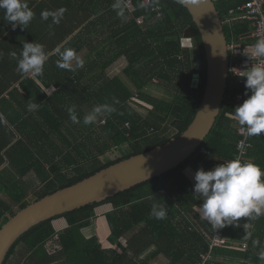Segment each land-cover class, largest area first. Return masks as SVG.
<instances>
[{"label": "trees", "instance_id": "1", "mask_svg": "<svg viewBox=\"0 0 264 264\" xmlns=\"http://www.w3.org/2000/svg\"><path fill=\"white\" fill-rule=\"evenodd\" d=\"M101 1L82 0V4L87 11L97 13ZM131 1L132 13L125 0H115L101 13V24L109 34L108 43L99 53L106 57L103 63L90 61L82 74L61 85L49 102L41 87L31 82L38 100L36 131L14 142L3 155L0 150V168L8 162L20 176V183L13 178L6 182V173L0 174V228L31 202L120 160L165 144L184 132L195 118L203 89L197 92L193 87L190 50L182 44L187 28L193 29L200 42L199 63L204 72L206 56L191 13L177 0H151L164 8L163 17L156 18L155 12L142 5L143 0ZM241 2L216 0L215 4L225 20L230 17L229 10ZM139 16H144L146 23L138 24ZM224 28L228 43L241 45L238 54L230 53L232 61L243 62L247 58L244 50L252 42L247 38L251 23L235 20L232 26L225 24ZM121 58L127 61L123 76L131 86L120 75H105L109 66ZM99 66L101 82L83 83L86 73ZM155 79L169 95L156 96L147 90L155 85ZM174 85L175 91H170ZM243 89V85L229 77L215 125L200 147L178 167L101 202L41 222L19 238L4 264H9L19 252L18 264H152L162 257L163 264H199L201 253L209 250L202 230L213 228L199 214L202 201L193 193L195 180L187 168L210 170L233 156L239 140V123L234 116L239 104L235 95ZM135 91L143 103L152 106L144 114L135 106L142 104L133 101ZM105 104L115 111L98 116L90 124L83 123L94 107ZM69 108L74 109L78 122L72 121ZM251 139L253 147L247 161L264 170V133ZM113 152L119 154L108 156ZM30 173L36 183L33 187L23 180ZM104 204L113 205L107 213L110 248L103 247L95 233L84 230H93L96 208ZM153 205L163 207L164 218L151 215ZM59 218L67 220V228L56 229L54 221ZM233 222L231 228L224 229L228 244L214 248L209 264H264L260 256L264 252V215ZM243 242L247 243L246 250L240 248ZM21 245L25 246L24 251L19 250Z\"/></svg>", "mask_w": 264, "mask_h": 264}, {"label": "crops", "instance_id": "2", "mask_svg": "<svg viewBox=\"0 0 264 264\" xmlns=\"http://www.w3.org/2000/svg\"><path fill=\"white\" fill-rule=\"evenodd\" d=\"M114 2L115 0H102L98 6V12L91 13L84 8L82 0H26L29 9L34 13L33 19L26 28L17 26L15 29L6 22L4 11L0 10V150H2V155L4 150L9 149V146L13 145L14 142L26 139L31 132L36 131L38 100L35 87L31 82L34 81L39 85L42 93L47 95V101L43 100V102H49L48 99L54 96L61 85L82 74L90 61L98 60L99 63H103L106 60L105 55L99 53L104 48L105 43H108L109 34L106 32V26L101 24L100 16ZM61 8L65 11L59 19V23H54L52 16H49L47 20L41 18L42 12H56ZM228 19L224 20V25L232 26L235 20L230 21ZM247 38L249 37L247 36ZM25 43L42 45L48 56L42 73L34 78L29 77V74H22L18 68L17 60L10 55L11 52H16L19 57ZM70 43L73 44L72 47L68 46ZM67 46L69 49L70 47L73 49L80 48L74 52L76 58L83 61V67L77 66V59H73L71 62L72 70L57 67V61L60 57L56 49L59 48L63 51L67 49ZM125 62L127 64L125 58L115 61L106 70L105 75L110 77L120 75L131 86L130 81L123 76L125 67L123 64ZM119 67H121L120 71L116 73ZM100 74L101 67L99 66L86 73L82 81L85 84L94 83L99 80ZM99 81L101 82V80ZM147 90L156 96L169 95L158 83L147 88ZM29 104H35L36 107L30 110ZM50 104L53 103L50 101ZM56 104L61 105L59 102ZM146 107L152 108L147 103ZM197 170L193 166V168L190 167L189 172L191 171L190 173L194 177ZM0 174H3V179L6 182L12 178L19 182L20 176L16 175L8 162L0 168ZM28 179L35 182L34 175L31 173L24 178L26 185H29ZM112 209V204L97 207L93 230L90 227L84 228L88 234L95 233L105 248L112 247V243L109 241L111 228L107 218V213ZM54 225L57 230H63L68 227V222L65 218H59L54 221ZM24 249V245L19 247L20 251H24ZM19 261H21L20 252L12 257L9 264H18ZM151 263L163 264V257L153 260Z\"/></svg>", "mask_w": 264, "mask_h": 264}, {"label": "water", "instance_id": "3", "mask_svg": "<svg viewBox=\"0 0 264 264\" xmlns=\"http://www.w3.org/2000/svg\"><path fill=\"white\" fill-rule=\"evenodd\" d=\"M201 34L206 56V72L200 67V42L191 27L182 37L190 50L193 83L203 97L197 114L187 129L163 145L133 155L50 193L20 209L0 228V264L7 260L19 238L41 222L94 202H101L153 177L161 176L186 161L203 143L221 113L228 86L230 48L222 19L214 0L193 4L184 0ZM205 78V84L203 80Z\"/></svg>", "mask_w": 264, "mask_h": 264}, {"label": "clouds", "instance_id": "4", "mask_svg": "<svg viewBox=\"0 0 264 264\" xmlns=\"http://www.w3.org/2000/svg\"><path fill=\"white\" fill-rule=\"evenodd\" d=\"M183 2L184 0H177V3ZM191 2L198 4L199 0ZM0 10L4 11V19L13 29L17 26L26 28L34 16L26 0H0ZM64 11L61 8L56 12H42L41 18L47 20L52 16L53 22L59 23ZM56 51L60 57L57 67L72 70L71 62L77 59L74 50L61 51L57 48ZM10 55L17 60L18 68L24 75L41 74L48 60L43 46L37 43H25L19 57L16 52H11ZM251 56L264 58V38L257 39L251 46ZM77 66L83 67V61L77 59ZM246 77L245 87L250 95L236 106L234 116L240 125L246 126L249 137L260 136L264 133V66H254ZM35 107V104H29L30 110ZM68 111L72 121L78 122L74 109L69 108ZM113 111L115 109L107 104L96 106L85 115L83 123L90 124L98 116ZM194 180L193 193L202 201L199 214L214 230L232 225L233 221L242 217L255 219L264 215V170L254 162L233 159L210 170L200 168L196 171ZM151 215L162 219L165 211L162 206L153 205ZM260 256L264 259V252Z\"/></svg>", "mask_w": 264, "mask_h": 264}, {"label": "built area", "instance_id": "5", "mask_svg": "<svg viewBox=\"0 0 264 264\" xmlns=\"http://www.w3.org/2000/svg\"><path fill=\"white\" fill-rule=\"evenodd\" d=\"M125 4L128 7L129 11L133 12L134 6L132 1L125 0ZM142 5L146 8H149L151 13L155 12L156 18L163 17L164 8L161 4L154 5L151 0H143ZM229 15L230 17L228 20L249 21L252 27L251 32L248 36L250 39H252V44H250L249 47L245 48L244 50L247 58L241 63H235L231 58L229 66V77L231 76L244 87L242 91L238 92L235 95V102L237 104H241L247 98V95H250V91L245 87L247 72L258 64L264 66V58L251 56V46L254 45L257 39L264 38V0H243V2L237 4L229 10ZM136 21L138 24L143 25L144 23H146V18L144 16H139L136 17ZM229 48L230 53L232 52L233 55H236L240 52L241 45L233 42L232 44H229ZM37 76L39 75L29 73V77L34 78ZM103 122L105 121L103 120ZM237 134L239 135V140L236 145V151L232 157L224 160V162L233 159H239L240 161L245 162L248 159L249 151L253 147V142L251 139L252 137H249L247 135L246 126H242L240 124L237 127ZM233 225L234 222H232V225H226L225 227L216 230H202V236L208 241L209 250L201 253V261H199V264H209L214 248L225 246L228 244L229 239L224 234V229H229ZM240 246L242 250L247 249L246 242H243L242 244H240Z\"/></svg>", "mask_w": 264, "mask_h": 264}, {"label": "rangeland", "instance_id": "6", "mask_svg": "<svg viewBox=\"0 0 264 264\" xmlns=\"http://www.w3.org/2000/svg\"><path fill=\"white\" fill-rule=\"evenodd\" d=\"M125 64H126V62H125L123 65L126 66L127 64H126V65H125ZM123 65H122V66H123ZM120 68H121V67L117 68L116 73H119ZM154 82L158 83L159 80H158V79H155ZM175 89H176V88H175V85H174V89H169V90H170V91H175ZM133 101L142 104V106H141V105H137V104H135V106L138 108V110H140V111L144 114V113H145V110L147 109L146 104L143 103V102L139 99L138 94H137L136 91H135V98H133ZM118 154H119L118 152H113V153H110L108 156H110V157H116ZM190 167L193 168V166H189V167L187 168V171H188V172H189V170H190ZM190 172H191V171H190ZM190 172H189V175L192 176ZM192 177H193V176H192ZM193 178H194V177H193ZM23 180H24V179H23ZM27 182H29L28 184H29L30 186H32V187L36 184V183H33L32 181H30L29 179H28ZM157 260H158V259H157Z\"/></svg>", "mask_w": 264, "mask_h": 264}]
</instances>
